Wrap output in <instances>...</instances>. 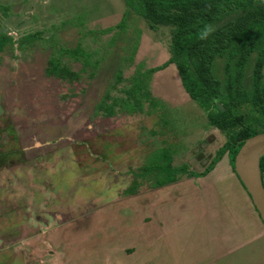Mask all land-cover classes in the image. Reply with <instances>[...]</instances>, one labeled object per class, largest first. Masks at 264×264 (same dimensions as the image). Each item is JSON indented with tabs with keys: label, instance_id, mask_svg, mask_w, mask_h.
<instances>
[{
	"label": "rangeland",
	"instance_id": "rangeland-1",
	"mask_svg": "<svg viewBox=\"0 0 264 264\" xmlns=\"http://www.w3.org/2000/svg\"><path fill=\"white\" fill-rule=\"evenodd\" d=\"M171 32L169 26L149 28L124 0H0V34L10 38L0 50V167L7 163L0 168V264H23L33 253L54 264L39 239L6 240L16 220L23 237L24 211L31 204L33 214L41 196L72 214L103 204L84 234L72 228L65 235L68 257H79L71 264L102 258L103 264H139L138 257L140 264H264V229L250 217L256 213L226 154L204 179L181 173L154 187L166 175L145 171L182 163L201 171L228 139L207 118L219 97L201 107L181 87L173 64L147 73L168 57ZM75 47L86 62L68 53ZM51 61L76 75H47ZM215 66L219 73L221 61ZM236 108L254 123L247 104ZM130 185L133 192L124 193ZM193 189L207 197L200 209L192 208V196L184 198ZM157 205L181 208L153 251L150 209ZM240 221L257 241L210 263L211 240L227 239L223 233Z\"/></svg>",
	"mask_w": 264,
	"mask_h": 264
},
{
	"label": "trees",
	"instance_id": "trees-1",
	"mask_svg": "<svg viewBox=\"0 0 264 264\" xmlns=\"http://www.w3.org/2000/svg\"><path fill=\"white\" fill-rule=\"evenodd\" d=\"M124 3L128 10L140 15L149 28H172L168 57L161 64L149 67L147 73L173 64L181 87L201 107L207 109L209 101L219 97L223 109L215 105V111L208 112L207 118L228 136L201 171L189 170L183 163L175 167L157 166L159 168L155 164L145 167V171L161 170L166 175L158 178L156 185L174 181L179 173L203 176L224 152L232 168L233 157L242 141L264 130V0H124ZM205 24L214 26L215 31L208 39L200 40L198 33ZM9 41L8 36L0 34V50ZM67 51L72 57L82 55L83 62L87 61V54L80 48ZM217 59L221 61L219 73L215 66ZM46 73L60 78L76 75L52 61ZM242 104L252 110L254 123L236 115V107ZM136 108L127 112H135ZM259 170L262 176L264 154L259 158ZM133 188L126 187L124 193H132Z\"/></svg>",
	"mask_w": 264,
	"mask_h": 264
},
{
	"label": "crops",
	"instance_id": "crops-1",
	"mask_svg": "<svg viewBox=\"0 0 264 264\" xmlns=\"http://www.w3.org/2000/svg\"><path fill=\"white\" fill-rule=\"evenodd\" d=\"M224 154H226L227 162H228V165H229L228 154H227V152H225V153L222 154V156ZM222 156L220 157V159L222 158ZM216 163H215V165H216ZM183 164H185V163H183ZM230 168H231V166H230ZM231 170H232V168H231ZM178 175L181 176L183 174H181V173L177 174L175 180L178 179ZM205 175L200 176V177H196V178H203L204 179ZM185 177L190 178L186 174H185ZM191 178H193V177H191ZM171 182H173V181H171ZM171 182H168V183H171ZM168 183H164L162 185H155L154 187H162V186H164V185H166ZM199 186H200V183H199ZM243 192H244L245 195H247L245 190ZM191 196H192L193 204H194L192 208H194V209H200V208H197V207L200 206L199 200L201 199V197L203 198L204 201L207 198L206 196L203 197V195L198 196L195 193L194 189L191 191V194L190 193H189V195L185 194V197H184V195H182L180 197H184V198H186V200H188V199H190ZM172 197L175 198L176 196L174 195ZM41 198L43 199L42 204L34 203L35 207L32 208L33 209V211H32L33 214H31V212H30V209H31L32 206L29 203H28L29 204L28 205L29 212L26 211V210L24 211L25 218H23V225H22V227H23V237L21 239H19V236L17 235V233L19 232V229L17 228V224L15 223V221H13L12 225H10V227L12 226L13 233L9 236L10 239H7V242L8 241L9 242H37L38 239H39V241L42 242L41 243L42 246H40V249L42 251L46 252V253L47 252H51V254H49L47 256H50L51 258H53L51 260H53L54 264H71L73 262H76V263L78 262L79 263V257L75 258V257H73L71 255H70L71 258L68 257V255H69L67 253L68 249H66V247H68V245L65 242H71V241L70 240H66L65 235L67 236L69 230L72 229V228L80 229L81 232L83 231V234H84L85 228L87 226L86 223L88 221H90L91 217L94 214H96V211L98 209H100V207L103 206V204L100 205V206H95L93 208L91 207L89 209V211L91 209L93 210L91 212H87V211L79 212L78 211L77 212L78 214L77 213L72 214L71 212L63 211L61 209H60V211L59 210L56 211L54 209L55 205L49 204V202L45 198H43L42 196H41ZM116 198H117V195L115 193L113 198L106 200L104 203L106 204V202H110V201H112V200H114ZM173 200H175V199H173ZM173 200H169L168 199L167 203L168 202H173ZM250 203H251V201H250ZM47 205H49V206H47ZM180 208L181 207L178 206L177 209L174 208V207H165V209H163L162 206L159 207V205H157L154 208L155 210L150 209V212L152 214L150 221H151V224H152V227H153L152 228V234H151V240H150V242H152V244H150V250H152V249H153V251L155 250V244H153V242H155L157 235L159 234L160 231L162 233V231H164V229H167L168 228L167 226H169L170 224H173V219L170 218V217L173 216L174 210H176V211L179 210L180 211ZM186 208H187V205H186V207H183V209H186ZM50 209H52V210H50ZM252 209L256 213V215L253 216V214H251L253 212H251V213H249L250 217H253L252 220L256 219V221L260 225L261 229L263 230L264 226H263L262 222L260 221V219L258 217V214L254 210L253 206H252ZM206 210H209V209H206ZM188 211H192V210H188ZM44 213H50L51 215H53V217L55 216L56 219H58L59 223L53 224L52 216L48 217ZM69 215H71V216H69ZM44 221H46V222H44ZM76 221H79V222L77 223ZM256 221H254V224L257 223ZM16 222H17V220H16ZM242 223H243V221L237 222L236 223L237 225H234L232 223V225L230 226L231 229L229 231L223 233L225 236H227L228 240L226 238H224L226 240L222 239L221 238L222 234L217 236L214 240H211L213 244L210 247L214 246L215 247V252L211 256L213 258L211 259L210 263L211 262H215L216 260H218V258H221L223 256L231 255V253H233L236 249L241 248L244 245H247L248 242H256L257 241V239H255L256 236L254 237L250 233L248 234V231L245 228H243V229L240 228V227H242L244 225V224L242 225ZM41 227H42V230H40ZM80 230H78V231H80ZM169 230L170 229L168 228V231ZM214 236H216L215 233L211 237H214ZM82 238H83V236H82ZM219 239H222V240L219 241ZM259 239H260V237H259ZM261 239H262L261 241L264 242V236H262ZM49 247H51V249L53 248V250L51 251V249H48ZM94 253H91V254H94L96 256L98 255V253H96V252H94ZM35 257H36V255L33 253L32 256H31V259H27V258L24 259V263L25 264H33V263L34 264H43L41 259L40 260L34 259ZM74 259L75 260L78 259V260L75 261ZM105 259L106 258H102V261H101L102 264L105 263ZM199 261H202V260H199ZM89 262H90V264H92L93 260H89ZM89 262L86 261V264H89ZM101 262H98V263L101 264ZM141 262H142L141 257L140 258L138 257V263L140 264ZM203 262L208 263L209 260L208 261L204 260ZM151 263H152L151 260L145 261V264H151Z\"/></svg>",
	"mask_w": 264,
	"mask_h": 264
},
{
	"label": "water",
	"instance_id": "water-1",
	"mask_svg": "<svg viewBox=\"0 0 264 264\" xmlns=\"http://www.w3.org/2000/svg\"><path fill=\"white\" fill-rule=\"evenodd\" d=\"M263 154L264 130L242 141L233 157L232 169L264 226V186L259 170V158Z\"/></svg>",
	"mask_w": 264,
	"mask_h": 264
},
{
	"label": "clouds",
	"instance_id": "clouds-1",
	"mask_svg": "<svg viewBox=\"0 0 264 264\" xmlns=\"http://www.w3.org/2000/svg\"><path fill=\"white\" fill-rule=\"evenodd\" d=\"M214 31V26L211 24H205L204 27L199 31L198 38L200 40H206Z\"/></svg>",
	"mask_w": 264,
	"mask_h": 264
},
{
	"label": "flooded vegetation",
	"instance_id": "flooded-vegetation-1",
	"mask_svg": "<svg viewBox=\"0 0 264 264\" xmlns=\"http://www.w3.org/2000/svg\"><path fill=\"white\" fill-rule=\"evenodd\" d=\"M22 150V149H21ZM9 152H5V153H2V154H4V156L6 155V154H8ZM9 156V155H8ZM10 160V159H9ZM0 161H2V162H4V159H0ZM8 163H10V161H8ZM11 164V163H10ZM5 164L4 163H2V165H1V167L0 168H4V167H7V163H6V166H4ZM262 182H263V184H264V174L262 175ZM46 216H52V222H53V224H55V223H59L58 222V219H56V217L54 218L53 217V215H51L50 213H44ZM24 218H25V216H24ZM16 222V221H15ZM44 222H46V221H44ZM13 232V231H12ZM12 232H11V234H12ZM11 234H8L9 236L11 235ZM9 236H7V237H9ZM6 240H7V238H6Z\"/></svg>",
	"mask_w": 264,
	"mask_h": 264
}]
</instances>
